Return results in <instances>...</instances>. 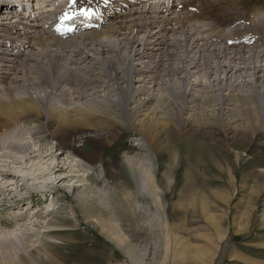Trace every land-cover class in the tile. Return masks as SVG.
I'll return each mask as SVG.
<instances>
[{
  "label": "bare ground",
  "instance_id": "1",
  "mask_svg": "<svg viewBox=\"0 0 264 264\" xmlns=\"http://www.w3.org/2000/svg\"><path fill=\"white\" fill-rule=\"evenodd\" d=\"M28 1L34 5L22 6ZM252 2L0 0V161L43 158L48 145L36 143L48 134L90 164L115 135L116 124L96 123L109 119L167 149L181 131L188 138L186 119L201 125L211 101L226 139L234 127L264 132V7ZM163 131L171 134L159 141ZM196 153L216 166L213 152ZM127 161L153 193V176ZM2 168L0 177L10 176ZM39 170L36 178L44 177ZM193 195L185 206L204 215L205 194Z\"/></svg>",
  "mask_w": 264,
  "mask_h": 264
},
{
  "label": "rangeland",
  "instance_id": "2",
  "mask_svg": "<svg viewBox=\"0 0 264 264\" xmlns=\"http://www.w3.org/2000/svg\"><path fill=\"white\" fill-rule=\"evenodd\" d=\"M210 104L201 125L186 119L188 138L181 131L167 149L151 146L147 131L109 119L96 123L116 124L115 137L90 164L48 134L36 145H48L46 154L52 147L51 157L0 161L10 175L0 177L1 264H264V132L234 127L226 139L212 113L217 102ZM198 148L213 152L216 166L197 161ZM127 159L153 176L154 194L139 187ZM39 168L46 172L36 178ZM197 193L206 196L204 215L185 206Z\"/></svg>",
  "mask_w": 264,
  "mask_h": 264
}]
</instances>
